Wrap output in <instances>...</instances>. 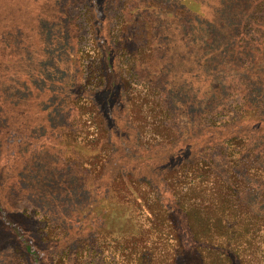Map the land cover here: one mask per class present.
<instances>
[{
	"label": "rangeland",
	"instance_id": "374dc122",
	"mask_svg": "<svg viewBox=\"0 0 264 264\" xmlns=\"http://www.w3.org/2000/svg\"><path fill=\"white\" fill-rule=\"evenodd\" d=\"M98 2L99 11L92 0H0L9 223L45 264H150L128 235L152 223L115 177L131 176L129 190L153 204L150 176L174 168L178 193L191 186L203 206L195 218L211 219L207 264H241V199L264 216V0ZM152 212L153 234L168 233L152 235L157 264H190ZM9 223L0 215V264H33ZM262 236L246 264H264Z\"/></svg>",
	"mask_w": 264,
	"mask_h": 264
},
{
	"label": "trees",
	"instance_id": "16d2710c",
	"mask_svg": "<svg viewBox=\"0 0 264 264\" xmlns=\"http://www.w3.org/2000/svg\"><path fill=\"white\" fill-rule=\"evenodd\" d=\"M92 2L98 10V0H92ZM140 131L142 132L141 129ZM175 174H177V170L173 168L162 176H150L159 186L157 188L155 186L156 194L154 200L152 199L153 204H149L142 191H140V194L136 188L129 190V187L131 189V186L135 184L133 182L134 179L131 176L119 174L117 177H115V183L117 180H120L121 183H125L127 190L124 193L129 194L127 199L138 204L139 208L147 213L148 219L152 225L155 226L156 224L152 207L155 213L163 215V217H161L162 221L166 220L169 223L170 229L172 228L175 238L178 240V244L184 253H186V258L188 261H190V264H207L205 255L202 254L203 248L210 251L211 246L213 245L211 242L214 238H216L215 233L212 232L211 219L207 215L201 219L195 218L196 214L202 213L203 206L201 203H196V198L193 196V194L190 195V190L192 189L190 188L191 186H189V189L184 196L178 193L179 187L175 182ZM135 181L137 182V180ZM141 183L142 182L138 184L141 185ZM130 194H132V196ZM100 204L103 215H106L113 208V204H110L107 193H104V195L103 193L101 194ZM0 215L6 220L7 223H9V221L11 222L10 218L7 217L1 206ZM200 221H202V223H200ZM218 222H220V227L218 226V233L219 235H222L225 233L228 226L227 223L223 222L221 219H218ZM215 224L217 225V223ZM9 225L22 240L29 255L32 258L33 264H45L42 261V254L37 250L32 241L24 236L18 225L14 224L13 222L9 223ZM152 225L146 228H139V230L136 227L135 230L130 231L128 237H130L129 240H134V242L131 243L133 247H136V245H141V247H144V249L146 248L145 251L148 250L149 254L144 255L145 260L149 261L150 264H157L161 261L162 257H158L156 252L153 251L156 250L157 247L154 242L153 236L155 234L152 232ZM263 234L264 216L251 211L247 204L243 203V199H241V264H246L247 262L254 259L255 251H249L248 248L251 246L250 244L253 242L252 240H254L256 236L261 238ZM167 235V232L160 230L159 235H155L157 236L155 241L157 242V239H163L164 237L167 238ZM262 238L264 239L263 236ZM138 239H140V241H137ZM234 240H236L235 237ZM235 245L236 243L233 244V247ZM231 249L233 250L230 254H233V251H235V253L238 251L236 248ZM217 252L219 253V259L230 258L229 255L223 254L222 248L221 250L217 248Z\"/></svg>",
	"mask_w": 264,
	"mask_h": 264
}]
</instances>
